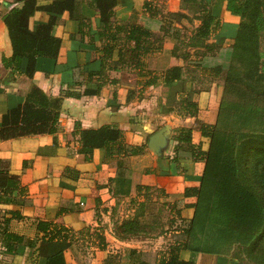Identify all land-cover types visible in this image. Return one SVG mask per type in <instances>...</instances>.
<instances>
[{
    "label": "crops",
    "instance_id": "1",
    "mask_svg": "<svg viewBox=\"0 0 264 264\" xmlns=\"http://www.w3.org/2000/svg\"><path fill=\"white\" fill-rule=\"evenodd\" d=\"M95 1L76 0L71 14L57 16L51 34L61 41L58 56L40 61L28 78L26 59L19 71L1 63L12 54L3 18L22 3L0 0V127L32 86L62 99L45 133L0 139L1 166L15 180L0 198V241L5 234L22 239L11 252L0 247V264H45L61 246L64 264H162L175 247L183 261L240 264L182 247L204 170L195 147L213 130L223 95L211 69L228 64L239 19L225 0H115L105 30ZM52 2L36 0L39 7ZM205 9L219 20L203 43L208 48L193 42ZM49 16L37 11L29 28ZM177 67L181 77L169 84L166 74ZM105 126L120 131L119 142L84 154L81 131ZM164 127L168 143L156 156L147 142ZM150 191L170 207L168 223L150 224L137 208ZM133 219L139 225L122 227ZM160 228L163 234L152 235Z\"/></svg>",
    "mask_w": 264,
    "mask_h": 264
},
{
    "label": "trees",
    "instance_id": "2",
    "mask_svg": "<svg viewBox=\"0 0 264 264\" xmlns=\"http://www.w3.org/2000/svg\"><path fill=\"white\" fill-rule=\"evenodd\" d=\"M225 1L227 11L240 20L229 50L228 64L211 69L219 77L223 95L216 128L214 125L211 132L203 131L201 144L195 147L201 155L204 170L195 192L194 215L186 233L188 243L182 246L192 252L219 255H229L227 245L255 250L264 239V72L258 70V36L264 31V0ZM17 2H21L22 6L13 8L3 18L12 54L8 59L2 58L1 63L5 69L19 71L21 61L26 59V75L31 78L38 70L40 61L56 60L61 41L52 36L51 31L57 16L73 12L76 0H53L50 5L43 7H39L36 0ZM186 2L190 3L191 0H183V3ZM199 2L203 4L204 0ZM114 6L115 0L95 1L94 8L99 13L105 30L112 25ZM37 11L46 12L50 18L46 24L31 30L29 20ZM202 17V25L193 41L200 46L207 41L211 31L219 28V20L212 16L211 11L205 9ZM116 27L120 30V26ZM180 45L181 43L175 48V53L180 50ZM204 47L208 48L207 45ZM234 58L239 60V67H233ZM166 75L167 82L173 83L180 79L181 68H172ZM93 94L94 92H85V95ZM228 95L235 96L236 101L229 102L226 99ZM61 102V98L50 99L39 88L32 86L23 105L2 116L0 139L45 133L54 113L60 109ZM232 122L239 128L233 132L230 129L231 134L225 129L226 124ZM120 137L119 130L107 126L81 131L82 152L91 154L93 149L108 148L111 144L118 143ZM204 144L205 149L202 148ZM188 154L192 158L195 156L191 151ZM14 186L15 180L0 162V198L11 194ZM133 220L125 222L122 227L127 230L133 225H139L137 219ZM40 228L42 225H39ZM20 243V237L5 234L0 247L11 252ZM62 249V246L59 247L46 259L45 264H64ZM179 250V247L172 248L168 261H163L162 264H195L180 260L177 255Z\"/></svg>",
    "mask_w": 264,
    "mask_h": 264
},
{
    "label": "rangeland",
    "instance_id": "3",
    "mask_svg": "<svg viewBox=\"0 0 264 264\" xmlns=\"http://www.w3.org/2000/svg\"><path fill=\"white\" fill-rule=\"evenodd\" d=\"M258 43H259V53H260L258 70H259V72H264V31L260 32V34L258 36ZM232 65H233V67H239L240 66L239 60L234 58L232 60ZM235 69H237V68H235ZM235 72H237V71H235ZM241 72H243V70H241ZM234 97L228 95L226 97V99L229 102L236 101L237 98L235 99ZM226 125L227 126H226L225 130H226V132H229V133H231V132H233L239 128V126L237 124H234V122H232L230 124H226ZM219 126H221V125H219ZM215 128H216V122H215ZM230 129H232L231 132L229 131ZM158 196H159V194L157 192L150 191L149 196L146 198L144 197L146 199L145 200L146 203H143L142 206H139V207L137 206L139 211L144 210L145 214H147L146 217H144V220L145 221L148 220L150 222V224H154V220L156 223H158L160 220V221H162V224L164 221L166 223H168L171 220L169 215H168V214H170L168 212V210H171L170 207H168V210L167 209L165 210L163 208V205H161V203H159V201H157ZM151 232H152V235L158 234V233L163 234L164 229L160 228L158 230H155V232L154 231H151ZM227 248H228V254L231 255L232 257L236 258L237 261L240 262V264H253L255 262H260V261L264 262V251H263L264 250V239L261 242H259V244L255 250L241 248L237 245H232V246L227 245ZM223 249L225 251V247Z\"/></svg>",
    "mask_w": 264,
    "mask_h": 264
},
{
    "label": "water",
    "instance_id": "4",
    "mask_svg": "<svg viewBox=\"0 0 264 264\" xmlns=\"http://www.w3.org/2000/svg\"><path fill=\"white\" fill-rule=\"evenodd\" d=\"M168 127H164L158 130L148 139L147 145L150 151L156 156H160L162 150H164L168 143Z\"/></svg>",
    "mask_w": 264,
    "mask_h": 264
},
{
    "label": "built area",
    "instance_id": "5",
    "mask_svg": "<svg viewBox=\"0 0 264 264\" xmlns=\"http://www.w3.org/2000/svg\"><path fill=\"white\" fill-rule=\"evenodd\" d=\"M2 214V210H1V208H0V215Z\"/></svg>",
    "mask_w": 264,
    "mask_h": 264
}]
</instances>
